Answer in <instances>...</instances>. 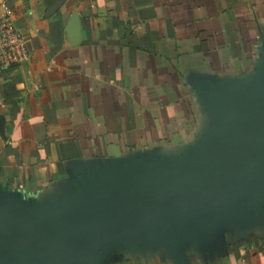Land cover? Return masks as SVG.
I'll return each instance as SVG.
<instances>
[{"label": "crops", "instance_id": "crops-1", "mask_svg": "<svg viewBox=\"0 0 264 264\" xmlns=\"http://www.w3.org/2000/svg\"><path fill=\"white\" fill-rule=\"evenodd\" d=\"M2 2L30 58L0 76V196L51 215L192 149L214 123L208 87H251L263 64L264 0ZM242 214L213 241L120 246L93 264H264V193Z\"/></svg>", "mask_w": 264, "mask_h": 264}, {"label": "water", "instance_id": "water-1", "mask_svg": "<svg viewBox=\"0 0 264 264\" xmlns=\"http://www.w3.org/2000/svg\"><path fill=\"white\" fill-rule=\"evenodd\" d=\"M67 32L79 44L77 14ZM206 95L214 123L192 149L116 171L79 205L51 215L0 196V264H93L120 246L220 236L264 193V59L255 85Z\"/></svg>", "mask_w": 264, "mask_h": 264}, {"label": "built area", "instance_id": "built-area-1", "mask_svg": "<svg viewBox=\"0 0 264 264\" xmlns=\"http://www.w3.org/2000/svg\"><path fill=\"white\" fill-rule=\"evenodd\" d=\"M0 76L29 61L30 51L25 35L14 23V11L0 4Z\"/></svg>", "mask_w": 264, "mask_h": 264}, {"label": "rangeland", "instance_id": "rangeland-1", "mask_svg": "<svg viewBox=\"0 0 264 264\" xmlns=\"http://www.w3.org/2000/svg\"><path fill=\"white\" fill-rule=\"evenodd\" d=\"M188 151V149L186 150V152ZM169 154H173L172 152H169Z\"/></svg>", "mask_w": 264, "mask_h": 264}]
</instances>
